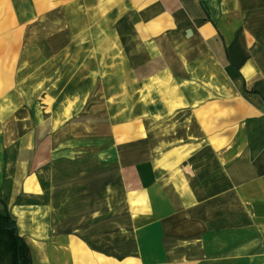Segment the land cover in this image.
I'll use <instances>...</instances> for the list:
<instances>
[{"label": "crops", "instance_id": "0c3cea01", "mask_svg": "<svg viewBox=\"0 0 264 264\" xmlns=\"http://www.w3.org/2000/svg\"><path fill=\"white\" fill-rule=\"evenodd\" d=\"M106 67L145 96L108 172L52 139ZM0 211L34 264H264V0H0Z\"/></svg>", "mask_w": 264, "mask_h": 264}, {"label": "rangeland", "instance_id": "374dc122", "mask_svg": "<svg viewBox=\"0 0 264 264\" xmlns=\"http://www.w3.org/2000/svg\"><path fill=\"white\" fill-rule=\"evenodd\" d=\"M129 60L131 62V65L138 66L144 62V56L135 53L126 56L122 55L120 57V61L122 63L129 62ZM141 72H139L140 75L137 74V77L143 76ZM100 74L101 79H97V71L92 72V75H94L95 77L94 85L90 87L86 86L83 90L82 87H74L73 97L76 101L73 103L74 116L68 121L69 128L68 130H63V128L61 127L58 128L57 135L52 136V139L56 143L58 150L65 148L71 149V159L74 160L88 158L92 161L93 159H97L99 157V148L101 149L104 144V151H101L100 153L104 155L106 161L105 168L108 172L110 170L115 169L113 164L115 159L118 160V156H120L122 160V166L124 167V163H126V158L130 156V151L132 148H134H131L130 145V132L132 128L135 127V124H132L131 119L125 121L122 118H118L117 114H119L120 110L127 109L124 108V100L130 99L133 101V103H135V101H137L138 95L142 93V97H139V100H141L145 96H143L144 91L141 92L137 90L139 87L134 86L133 88L129 86V84L123 85L126 82L125 80L127 78L125 76L130 75V71L128 70L122 71V79L121 77L119 78V75H117L116 70L110 67H106V70L100 72ZM59 77L63 78L62 75H60ZM137 77L135 78L136 80ZM120 79L122 82L121 85L119 81ZM114 81H116L118 85H115ZM58 89V95L60 97H64L65 87H60ZM131 90L133 91L132 95H125L126 92L130 93ZM44 93L45 92L43 91V94ZM81 95L84 97V99H81V97L80 99H77V96ZM153 95L154 98H157V90L153 91ZM44 100L48 101L50 99L45 97ZM156 107V104H151L150 111H155ZM48 108L50 109V107ZM58 109H61L60 102ZM158 109H160V106ZM156 114L158 113H154V115ZM149 115H151L150 112ZM136 121V127L140 128V132L142 133L141 135L139 134L138 137L134 136V139L138 138L140 142L142 138H145V129L148 126L153 125L155 121H158L157 125H160L162 120L160 118H156V120H153L152 117V119L148 120L138 118ZM148 122L152 124L148 125ZM119 126L126 127L128 133L126 134L124 132L123 134H120L117 131L119 129ZM41 137L44 138L45 135H41ZM54 142H52V144ZM114 144L116 145V147ZM62 154H64V152H59V154L55 157H61Z\"/></svg>", "mask_w": 264, "mask_h": 264}, {"label": "trees", "instance_id": "16d2710c", "mask_svg": "<svg viewBox=\"0 0 264 264\" xmlns=\"http://www.w3.org/2000/svg\"><path fill=\"white\" fill-rule=\"evenodd\" d=\"M0 264H33L29 248L7 211H0Z\"/></svg>", "mask_w": 264, "mask_h": 264}]
</instances>
